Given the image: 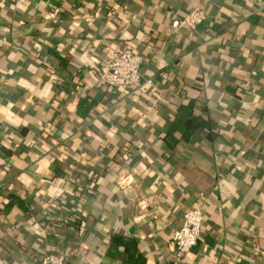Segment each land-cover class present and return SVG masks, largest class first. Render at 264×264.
Segmentation results:
<instances>
[{"label":"crops","instance_id":"0c3cea01","mask_svg":"<svg viewBox=\"0 0 264 264\" xmlns=\"http://www.w3.org/2000/svg\"><path fill=\"white\" fill-rule=\"evenodd\" d=\"M195 7L204 24L170 27ZM117 48L142 58L130 90L99 79ZM199 206L181 264H264V9L0 0V264H173Z\"/></svg>","mask_w":264,"mask_h":264},{"label":"built area","instance_id":"2783aa9c","mask_svg":"<svg viewBox=\"0 0 264 264\" xmlns=\"http://www.w3.org/2000/svg\"><path fill=\"white\" fill-rule=\"evenodd\" d=\"M258 10L264 9V0H253ZM58 10L50 16L51 22H56ZM90 16L80 18L87 22ZM208 15L201 7H195L182 18L171 22L172 29L195 31L204 24ZM142 58L130 48H117L111 51L110 56L104 60L100 69V81L110 87L130 90L141 83ZM243 154V152H242ZM128 177L121 183H128ZM203 221L202 207H195L184 212L179 228L172 231L171 240L174 246L173 264H181L184 256L199 241ZM39 264H66L63 256L42 255Z\"/></svg>","mask_w":264,"mask_h":264},{"label":"trees","instance_id":"16d2710c","mask_svg":"<svg viewBox=\"0 0 264 264\" xmlns=\"http://www.w3.org/2000/svg\"><path fill=\"white\" fill-rule=\"evenodd\" d=\"M190 11H188V12H190ZM190 114H191V107L190 106H184V107L180 108V117L178 118V121L176 122V123H178L176 127H178L179 124L180 125L188 124V127H189L188 131H190L192 129L194 130L198 125L195 121L192 122V120L190 118Z\"/></svg>","mask_w":264,"mask_h":264}]
</instances>
